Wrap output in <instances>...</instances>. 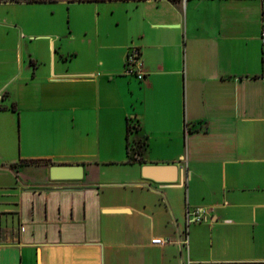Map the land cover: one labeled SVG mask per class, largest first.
I'll return each mask as SVG.
<instances>
[{"label": "crops", "instance_id": "0c3cea01", "mask_svg": "<svg viewBox=\"0 0 264 264\" xmlns=\"http://www.w3.org/2000/svg\"><path fill=\"white\" fill-rule=\"evenodd\" d=\"M262 26L264 0H0V264H264Z\"/></svg>", "mask_w": 264, "mask_h": 264}, {"label": "water", "instance_id": "95a60500", "mask_svg": "<svg viewBox=\"0 0 264 264\" xmlns=\"http://www.w3.org/2000/svg\"><path fill=\"white\" fill-rule=\"evenodd\" d=\"M141 175L153 180L173 181L175 179L176 166L173 163L153 164L143 163ZM50 178H80L82 176V165L54 163L48 167Z\"/></svg>", "mask_w": 264, "mask_h": 264}, {"label": "built area", "instance_id": "2783aa9c", "mask_svg": "<svg viewBox=\"0 0 264 264\" xmlns=\"http://www.w3.org/2000/svg\"><path fill=\"white\" fill-rule=\"evenodd\" d=\"M259 38L264 46V26L261 27L259 32ZM124 73H130L134 74L138 78H142L144 75V71L142 68V61L140 59L139 55V49L136 45H131L128 47L125 56H124ZM205 208L203 206L197 205V206H185L184 209V221L185 224L189 222H196L200 221L204 218ZM166 241H169L166 237H159V236H153L150 238L151 243H164ZM179 243L182 245L186 243V238L183 237L181 240H179Z\"/></svg>", "mask_w": 264, "mask_h": 264}, {"label": "trees", "instance_id": "16d2710c", "mask_svg": "<svg viewBox=\"0 0 264 264\" xmlns=\"http://www.w3.org/2000/svg\"><path fill=\"white\" fill-rule=\"evenodd\" d=\"M138 129V125L136 121H127L126 123V151L128 152V158L129 159H141L137 154L145 147V141L142 138V136L138 133H136ZM135 132V134L132 136L133 143L131 145H128L127 137L132 133ZM138 136V137H136ZM135 153L136 155H132Z\"/></svg>", "mask_w": 264, "mask_h": 264}]
</instances>
